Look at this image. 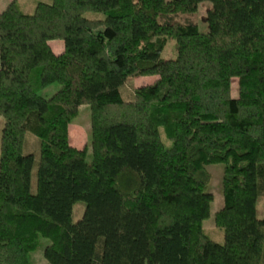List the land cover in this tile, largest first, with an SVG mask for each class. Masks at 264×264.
Returning <instances> with one entry per match:
<instances>
[{
    "label": "trees",
    "instance_id": "1",
    "mask_svg": "<svg viewBox=\"0 0 264 264\" xmlns=\"http://www.w3.org/2000/svg\"><path fill=\"white\" fill-rule=\"evenodd\" d=\"M205 1L208 33L193 18ZM83 106L91 161L70 143ZM0 117V264H32L41 237L49 264H264V0H47L31 14L0 0ZM215 163L222 244L204 232Z\"/></svg>",
    "mask_w": 264,
    "mask_h": 264
},
{
    "label": "rangeland",
    "instance_id": "2",
    "mask_svg": "<svg viewBox=\"0 0 264 264\" xmlns=\"http://www.w3.org/2000/svg\"><path fill=\"white\" fill-rule=\"evenodd\" d=\"M11 2L12 0H1V6L5 5V3ZM24 12L33 13L34 8L36 7L38 2H47V0H16ZM212 7L211 2L205 1L202 2L198 11L193 17L194 20L198 23L199 29L202 33H208L209 25L207 21V12ZM89 18L99 17V15L87 14ZM157 36L170 37L173 35V31L167 29H158L156 32ZM58 44L64 46L63 41H53L52 46L55 47ZM259 45L256 43L255 46L249 48L248 50H242V55H246L250 51H258ZM163 58L167 60L176 58V44L174 40H169L165 50L163 52ZM159 77L158 76H147V77H139L133 78L128 81L125 87L121 89L122 96L124 100L131 101L134 95V91L137 88L142 86L150 85L155 82ZM59 85L55 84L44 90L41 94L45 97L52 96L56 90L59 89ZM234 96H237L238 89V80H234ZM4 119L0 117V137L1 132L4 126ZM70 143L74 145L78 149H87L88 150V161L92 160V115L91 109L88 106H83L80 109L79 116L72 122L70 126ZM39 146L40 142L36 136L33 134H27L25 141V154H33L35 156V168L33 172V192L36 190V169L39 161ZM224 163H215L207 166V170L210 172L212 176L211 185L209 187V191L214 195V200L211 204L210 217L204 222V232L205 234L215 242L223 243L224 242V232L223 230L217 228L215 222L216 213L221 210L224 206V195H223V176H224ZM86 204L83 202H79L75 205L73 210V221H79L85 211ZM257 217L259 219H264V199L260 197L257 202ZM50 244L49 239L40 238V244L38 249L31 254L32 264H49L44 257V251L46 247Z\"/></svg>",
    "mask_w": 264,
    "mask_h": 264
},
{
    "label": "crops",
    "instance_id": "3",
    "mask_svg": "<svg viewBox=\"0 0 264 264\" xmlns=\"http://www.w3.org/2000/svg\"><path fill=\"white\" fill-rule=\"evenodd\" d=\"M13 1V0H12ZM11 1V2H12ZM10 1L8 3H5V5L1 6V8L4 10L10 3ZM51 46H52V43H51ZM53 51L56 53V54H61L63 51H64V46L61 45V44H58L57 46L53 47ZM73 147H75L74 145H72ZM76 148V147H75Z\"/></svg>",
    "mask_w": 264,
    "mask_h": 264
}]
</instances>
